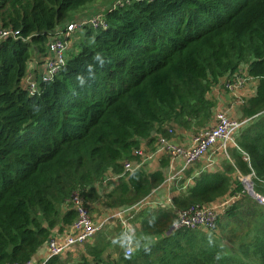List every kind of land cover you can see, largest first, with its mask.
Returning a JSON list of instances; mask_svg holds the SVG:
<instances>
[{
	"label": "trees",
	"instance_id": "obj_1",
	"mask_svg": "<svg viewBox=\"0 0 264 264\" xmlns=\"http://www.w3.org/2000/svg\"><path fill=\"white\" fill-rule=\"evenodd\" d=\"M94 1L0 0V26L16 32L0 42V264L30 260L55 228L60 232L76 218L65 204L70 194L79 191L92 202L99 196L96 185L110 172L119 178L105 196L106 207L132 205L157 189L168 159L158 170L131 173H123L122 161L135 159L132 152L142 141L153 148L166 127H204L215 107L207 96L212 86L241 65L257 83L240 105L242 118L251 121L230 157L247 174L243 153L249 156L254 190L263 193L258 180L264 179V117L255 119L264 115V0H121L106 6L105 27L84 24L55 77L38 80V92L30 94L23 79L32 52L42 61L53 30ZM98 53L103 67L96 66L95 79L80 87L77 76L87 78ZM233 172L230 163L223 171H202L172 198L173 206L184 208L235 195L217 217V233L185 228L167 233L172 209L144 208L134 216L138 232L159 238L119 260L264 264V205L231 181ZM104 237L103 229L93 255L106 246ZM44 264L89 262L50 256Z\"/></svg>",
	"mask_w": 264,
	"mask_h": 264
},
{
	"label": "built area",
	"instance_id": "obj_2",
	"mask_svg": "<svg viewBox=\"0 0 264 264\" xmlns=\"http://www.w3.org/2000/svg\"><path fill=\"white\" fill-rule=\"evenodd\" d=\"M128 1V0H125ZM121 0H115L108 7L114 8L120 5ZM105 8V7H104ZM102 8V9H104ZM101 9V10H102ZM84 24L92 26L105 27V23L101 20V11L85 18L72 19L63 28H56L49 35L47 42V55L39 64L28 65L23 85L30 94L38 92V80L51 81L60 68L65 64L67 52L70 51L72 36L75 32L80 31ZM16 32L10 28H3L0 26V42L7 38H15ZM35 69L37 74L35 73ZM251 78L246 73V66L241 65L237 71L226 74L219 81L222 92L228 95H236L244 80ZM213 88V86H212ZM211 88V89H212ZM217 102V99L214 100ZM243 99H238L237 103L240 106ZM250 118L233 119L229 116L226 109H213L211 119L209 122L198 132L191 133L186 138L185 142L178 143L172 138L175 135L176 128L166 127L167 133L157 134L153 143V148L146 146L144 143L138 148L134 149L132 154L135 159H124L122 161L123 173H131L136 170H147V163L154 158L166 156L172 165L175 161L178 163L177 171L173 175L165 176L164 181H172V185L177 190L182 192L190 186V178L183 180L180 174L184 172L189 166L196 161L205 158L216 145L225 147L228 143L236 145V138L242 130L250 123ZM246 158L248 155L244 153ZM180 162V164H179ZM115 175V174H112ZM111 175V176H112ZM253 175V172H252ZM110 174L104 177L102 183L110 181ZM119 177V175H115ZM262 186L263 193L254 190L253 182L251 179H244L240 181L243 185L244 191L260 205H264V179L258 180ZM235 195L227 196L208 203H192L184 208H177L173 206L170 198L163 204L157 202V205L170 207L174 214L172 223V231L176 229H198L208 233L217 231L216 221L220 213H222L229 204L235 199ZM152 201L146 198L140 200L134 205L124 206L114 209L110 216L104 219H95L92 216L90 203L84 200L79 191H73L65 204L73 209L76 213V218L72 224L62 233L54 235L51 233L46 240L45 244L50 256H62L65 252L71 249L76 244H82L90 241L97 231L108 222L110 219H117L122 227V232L126 231L131 238L133 232L131 227V219L134 214ZM129 251L133 253L132 239L129 242ZM125 253V250H124ZM45 261H37L32 258L23 264H44ZM12 264V263H10ZM102 264V263H96Z\"/></svg>",
	"mask_w": 264,
	"mask_h": 264
},
{
	"label": "crops",
	"instance_id": "obj_3",
	"mask_svg": "<svg viewBox=\"0 0 264 264\" xmlns=\"http://www.w3.org/2000/svg\"><path fill=\"white\" fill-rule=\"evenodd\" d=\"M92 4V3H91ZM89 4L87 5L84 10L85 12L83 13L82 18H85L87 16H89L90 14H92L93 12V7L92 5ZM91 8V10H90ZM32 57L33 60L36 61L38 60L39 62H41V59L39 58L40 55L34 53V51L32 52ZM34 61L30 62L29 64H36L34 63ZM35 73L37 74V71L35 69ZM222 79V78H221ZM251 80H253L254 83V87L251 91V93L247 96H251L255 93V85L257 83V80L255 78H250ZM214 92L215 94H219L221 93V95L225 96L221 90V86L218 84L214 85L213 88L210 90V93ZM209 97V96H208ZM246 97V98H247ZM211 98V97H210ZM245 98V97H243ZM241 98V99H243ZM228 100V99H227ZM224 108H226L232 115H238L239 120L243 119L242 115H241V111H240V106L237 107H232L230 110V104L226 107L223 106ZM261 117H264V115H258L255 119V122L257 120H259ZM199 130H201L203 127H197ZM198 132V131H197ZM191 133H196V131L194 130H188L185 129L183 127H176V131H175V135L172 136L173 140L175 142L178 143H182L186 141V138H188L189 135H191ZM142 143L145 144V141H142ZM237 147V144L234 145L232 143H228L225 147H221L219 148V146H215L210 152H208L207 156L199 161H196L195 163H193L191 166H189L184 172H182L180 174V176L182 177L181 180H183L184 178H190V186L194 184V177H196L200 172L202 171H223L224 168V164L225 163H230L233 167H234V172L230 175L231 177V181L233 180H238L243 181L244 179H253L256 177V174L254 173V170L251 168L250 166V160H249V156L246 158V156L243 153V160H245L248 164L249 169H251V172H248L247 174H242L238 171V169H236L235 165H234V161L233 159L230 157V150H232L233 148ZM167 159L166 156H162V157H156L154 158L152 161L148 162L146 166H148V169L145 170L147 172H152L154 170H158L160 169V162L162 159ZM180 164V162H179ZM177 166L178 163L175 161L172 165L170 164V161L168 159V164L166 165L165 168H163V175L164 178L165 176L167 177L168 175H173V173H175V171H177ZM253 172V175H252ZM110 174V176L112 175V173H108ZM119 177H116L115 175L111 176V180L112 181V186H114L117 182V179ZM262 178V177H261ZM164 181V179H163ZM160 184V186H158L157 189L152 190V192L146 196V200H150L152 201V203L150 205H147L145 207H142L141 209L138 210V212L140 210L145 209H154L157 208V202H162L163 204H165L166 201H168V199L170 198V201H172V198L175 195H179L182 191L177 190L176 188L173 187L172 185V181H165L164 183ZM241 183V182H240ZM111 187V186H110ZM108 188V186H106L105 188H107L105 190V193H108L111 188ZM227 195H225L223 198H226ZM100 199V197L98 196L97 199L92 201V204L94 205L95 203L97 204L98 200ZM90 201V200H89ZM100 206V205H99ZM167 205H164V208L169 209L170 207H165ZM114 209L117 208H108V210H106V206L103 204V207L100 206L99 208V215L98 217H96V215H94L92 213V216L95 219H104L107 216H110V212L109 210L113 211ZM92 210V208H91ZM137 214V213H136ZM134 214V216L136 215ZM121 223L118 222L117 219H110L108 222H106L102 228L96 232V234L94 235V237L88 241V242H84L82 244H76L75 246H73L71 249H69L67 252H65L62 256H60L61 259H70V260H78L81 257H85L87 259V261L89 262V264H93L96 262V258H98L100 263L102 264H123L121 260H119V255H125L124 253V249L120 248L119 246H116L115 248V252H112L110 250V245H111V241L109 238V235L112 233L111 230H113L115 228V226H117V229L119 231V233L122 232V227L120 225ZM70 225L66 226L62 231H58L57 228H55L51 233H53L54 235L56 234H62ZM131 227H132V234H131V239H132V248H133V253L136 250V245L137 242L141 243L142 245H149L151 244L153 241L157 240L159 238V236H146L149 237L151 242L149 243L147 240H144V236L139 234L138 232V228L140 227L139 222L136 218H132L131 219ZM109 228V234H106V237H104L103 241L106 242V246H104V248L102 249V251L100 252V254L98 256H96L95 254L93 255L90 251L91 249H93L94 244L96 242V238L98 235V232H100L101 230H108ZM90 245V246H89ZM112 252V253H111ZM50 257L49 252L47 250L46 244L44 243L40 248H38V250L36 251V253L33 255L32 259L33 260H37V261H46L48 258Z\"/></svg>",
	"mask_w": 264,
	"mask_h": 264
},
{
	"label": "rangeland",
	"instance_id": "obj_4",
	"mask_svg": "<svg viewBox=\"0 0 264 264\" xmlns=\"http://www.w3.org/2000/svg\"><path fill=\"white\" fill-rule=\"evenodd\" d=\"M115 0H98V1H94V3H92L91 5H92V7H93V12H92V14H90L89 16H91V15H93V14H95V13H98L99 11H101V9L102 8H104V7H106V6H109L112 2H114ZM89 5V4H88ZM86 10V9H85ZM85 10H83V11H81L80 13H78V14H75L74 16H73V19H77V18H79V17H81L82 18V16L81 15H83V13L85 12ZM90 10H91V8H90ZM79 34H80V31H77V32H75V34L72 36V40H71V45H72V43H73V41L76 39V37L77 36H79ZM76 41V40H75ZM69 52H67V55H69L68 54ZM253 87H254V83H253V80H251L250 78H248V79H246V80H244L243 81V83H242V85H241V87L239 88V90H238V92L236 93V95L234 96H232V95H228V94H226L225 92H223V94L225 95V96H223V95H221V93H219V94H215L214 92H212V93H210V94H208L207 96H209L208 98H210L211 100H215V99H217V102H215V109H217V108H221V109H226V108H224L223 106H228L229 104H230V110H231V108L232 107H237V106H239L238 105V103H237V101H238V99L240 98H243V97H247L250 93H251V91H252V89H253ZM255 88H256V85H255ZM255 88H254V90H255ZM228 99V100H227ZM245 99V98H244ZM213 108V109H214ZM227 110V109H226ZM213 111V110H212ZM228 111V110H227ZM229 112V111H228ZM229 116L230 117H232L233 119H239L238 118V115H232L230 112H229ZM190 130H195L196 132L197 131H199V129L197 128V126H193ZM147 169H148V166H147ZM112 181H106L105 183H103V184H101V185H96V187H97V189H98V192H99V197H100V199L98 200V202H97V204L95 203L94 205L92 204V202L91 201H89V203H90V207L92 208V210H91V212L94 214V215H96V217H98V215H99V208H100V206H102L103 207V204H104V201H105V196H106V194L107 193H105V190L107 189V188H105L106 186H108V188L111 186L112 187V183H111ZM110 187V188H111ZM227 198V197H226ZM139 202V201H138ZM137 203V202H136ZM136 203H134V204H136ZM134 204H132V205H134ZM192 204V203H191ZM100 205V206H99ZM129 206H131V205H129ZM158 206V205H157ZM90 208V209H91ZM108 208L109 207H106V210H108ZM109 212L110 213H112V211L111 210H109ZM138 212V211H137ZM136 212V213H137ZM94 218V217H93ZM216 225H217V221H216ZM216 229H217V227H216ZM105 231V234H109V228H108V230H104ZM112 231V233L109 235V238L108 239H110V240H112L114 237H116L118 234H120L119 233V231H118V229H117V226H115V228L113 229V230H111ZM215 233V232H214ZM216 233H217V231H216ZM154 242H156V240L155 241H153L152 243H154ZM115 248H116V246H114L112 243H111V245H110V249H112V250H110V251H112V252H115L116 250H115ZM111 252V253H112Z\"/></svg>",
	"mask_w": 264,
	"mask_h": 264
},
{
	"label": "clouds",
	"instance_id": "obj_5",
	"mask_svg": "<svg viewBox=\"0 0 264 264\" xmlns=\"http://www.w3.org/2000/svg\"><path fill=\"white\" fill-rule=\"evenodd\" d=\"M92 60H93V63L89 64L87 69H86V71L88 73L87 78H85V76H83V75L77 76V83L80 87H84L87 84L88 80L95 79V67L96 66L103 67V65L105 63L103 56H101L99 53L96 54L95 56H93ZM152 222L153 221H151V220L149 221L150 224ZM130 240H131L130 236L128 235V233L126 231H124V232H121L120 234H118L116 237H114L111 241V243L114 246H119L120 248L125 250L126 259H131V255H132V252L129 251ZM144 240H147L149 243L151 242L149 237H144ZM210 243H211V241H210ZM140 247H141V243L137 242L136 250H139ZM143 250L145 252H148V251H150V248L149 247H143ZM216 259L217 260L220 259V256L217 255Z\"/></svg>",
	"mask_w": 264,
	"mask_h": 264
},
{
	"label": "water",
	"instance_id": "obj_6",
	"mask_svg": "<svg viewBox=\"0 0 264 264\" xmlns=\"http://www.w3.org/2000/svg\"><path fill=\"white\" fill-rule=\"evenodd\" d=\"M151 133L153 134L154 132L152 131ZM172 229H173V228L170 227L167 233H169L170 231H172Z\"/></svg>",
	"mask_w": 264,
	"mask_h": 264
}]
</instances>
